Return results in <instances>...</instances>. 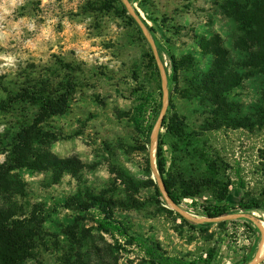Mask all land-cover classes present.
Returning <instances> with one entry per match:
<instances>
[{
    "label": "rangeland",
    "instance_id": "1",
    "mask_svg": "<svg viewBox=\"0 0 264 264\" xmlns=\"http://www.w3.org/2000/svg\"><path fill=\"white\" fill-rule=\"evenodd\" d=\"M223 2L0 0V165L12 162L18 135L38 110L10 96L72 88L67 111L38 126L28 163L9 174L17 187L0 191L12 219L38 218L23 264H244L255 257L264 233V71ZM153 45L170 89L165 115L178 117L180 136L160 121L164 85ZM141 89L157 99L142 118L153 126L150 137L135 123ZM160 139L179 204L160 180ZM50 156L75 167L55 169ZM216 182L229 188L232 205L209 218L201 206L215 201ZM94 197L109 202L127 234L102 228L100 209L69 205ZM239 198L260 207L244 210Z\"/></svg>",
    "mask_w": 264,
    "mask_h": 264
},
{
    "label": "trees",
    "instance_id": "2",
    "mask_svg": "<svg viewBox=\"0 0 264 264\" xmlns=\"http://www.w3.org/2000/svg\"><path fill=\"white\" fill-rule=\"evenodd\" d=\"M221 9L227 16L236 20L239 31L241 32L240 42L245 44L246 48H249L252 45L257 47L256 50H250L251 61H253V64L256 67H260L262 71H264V0H224ZM150 50H152L151 47ZM151 58L155 61L153 53H151ZM219 62L220 61H217L215 63V68L220 67ZM156 69H158L157 65ZM71 89L72 88H69V85H67L66 88L61 91L50 92L36 86L35 88H22L19 92L10 96V103L25 101L36 105L38 110L33 119V123L30 126L23 128L19 133L17 143L12 150V162L0 165V191L8 193L12 192V188L16 186V184L8 183L9 174L11 171L23 167L28 163L29 151L32 146L31 142L34 139L38 126L47 120V118L64 114L67 111ZM161 89L162 87L160 85V90ZM156 102L157 99L153 92L141 89V93L137 97V104L135 106V123L137 129L145 133L147 137H150L152 134L153 126L150 125L145 128L142 123V118L148 111L149 115H151ZM162 104V100H160L156 106L161 107ZM177 120V116L169 117L168 115H165L162 120V126L166 127L167 132L173 136L181 135V128L178 125L180 122ZM156 157L163 188L168 194V197L175 204H179L181 197L173 191L170 180L166 176V158L161 139L156 148ZM46 161H49L55 169L60 171L69 170L72 167H75V164L71 159L61 160L50 156ZM216 183H218L219 186L216 190L217 196L215 201L202 204L201 206L202 213L209 218L225 215L232 205L229 188L224 183ZM196 195L197 193H186L182 197L185 198L190 196L195 198ZM75 201L76 204L73 202V204L69 203V205H77L81 210H88L91 208L100 209L104 215V219L100 222L102 228L106 230L116 229L125 234L128 233L127 229L124 228L123 223L113 217V213L110 210V205L107 200L100 197H94L86 203H78L77 200ZM237 204L244 210L260 207L258 203L254 201L246 202L242 198L238 199ZM13 216L14 214L10 212L9 208L3 206L0 207V264H23L26 259L32 257L30 253L32 247L31 243L33 238L39 234V224L37 227L38 218L35 213L31 214L28 219H12ZM181 216L185 218L184 215ZM198 223L204 228H207L209 225V223L204 221ZM130 237L132 238L133 236ZM148 251L151 254L154 252V249L148 247ZM165 259L173 261L171 264H194L193 261H183L178 259L171 260L170 258ZM251 261L252 259H248L244 261V264H248Z\"/></svg>",
    "mask_w": 264,
    "mask_h": 264
},
{
    "label": "water",
    "instance_id": "3",
    "mask_svg": "<svg viewBox=\"0 0 264 264\" xmlns=\"http://www.w3.org/2000/svg\"><path fill=\"white\" fill-rule=\"evenodd\" d=\"M152 48H153V50L155 52V55H156V57L158 59V62L160 64V68H161V72H162V75H163L164 101H163V110H162V113H161V116H160V121L162 122L163 117L165 116V110H166V107H167V104H168V101H169V91H168V89L166 87V81H167L166 80V74H165L163 66L160 63V60H159V57H158V52L155 49L154 45L152 46ZM160 180H161V178H160ZM161 183H162V180H161ZM263 247H264V233H263V237H262V240H261V242L259 244V248L257 250V253H256L255 257L248 264H261V263L264 262V256L262 255Z\"/></svg>",
    "mask_w": 264,
    "mask_h": 264
},
{
    "label": "bare ground",
    "instance_id": "4",
    "mask_svg": "<svg viewBox=\"0 0 264 264\" xmlns=\"http://www.w3.org/2000/svg\"><path fill=\"white\" fill-rule=\"evenodd\" d=\"M262 255L264 256V247H263V252H262Z\"/></svg>",
    "mask_w": 264,
    "mask_h": 264
}]
</instances>
